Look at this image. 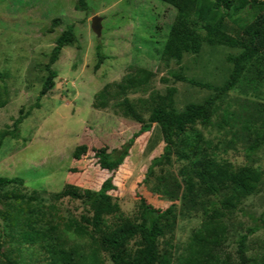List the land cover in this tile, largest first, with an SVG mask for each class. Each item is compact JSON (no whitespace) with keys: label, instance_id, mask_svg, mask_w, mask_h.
Listing matches in <instances>:
<instances>
[{"label":"rangeland","instance_id":"obj_1","mask_svg":"<svg viewBox=\"0 0 264 264\" xmlns=\"http://www.w3.org/2000/svg\"><path fill=\"white\" fill-rule=\"evenodd\" d=\"M85 1L83 6L79 0H0V175L24 180V187L0 189L4 254L0 264H68L65 254H71L74 262L90 253L97 246L94 238L77 230V225L90 231L92 211L81 200L56 199L54 194L68 184L98 190L112 172L98 165L94 149L121 147L158 105L182 111L190 103L204 102L215 94L213 90L176 76L223 85L233 69L227 57L242 51L239 46L209 44L204 39L198 53H185L180 60L168 58L163 49L177 14L175 7L161 0ZM248 7L225 20L228 33L235 35L264 12V7ZM95 15L103 17L100 37L92 30ZM192 19L204 37L206 31L196 15ZM69 26L72 41L53 64L58 72L55 85L40 98V107H34L52 51ZM99 45L105 59L97 67ZM29 110L20 124V137H2ZM244 121L252 129L264 123V52L245 65L236 87L217 102L211 123L195 124L203 140L197 158L263 172L258 191L225 218L224 248L234 264L239 263L238 239L264 212V145L248 152L251 139ZM165 144L157 123L136 140L114 173L117 188L110 193L115 209L106 218L111 228L127 219L139 222V194L157 208L176 204V223L159 239V247L171 264H177L204 216L199 208L182 209L184 179L195 165L192 160H179L174 147L143 181ZM79 145L88 149L76 160L73 153ZM15 195L23 201L11 207ZM22 230H31L36 239L25 243ZM135 246L132 241L130 248ZM246 256L247 264H264V228L249 236ZM98 258L99 264H113L102 249Z\"/></svg>","mask_w":264,"mask_h":264},{"label":"trees","instance_id":"obj_2","mask_svg":"<svg viewBox=\"0 0 264 264\" xmlns=\"http://www.w3.org/2000/svg\"><path fill=\"white\" fill-rule=\"evenodd\" d=\"M161 1L177 9L175 20L163 49L166 57L180 60L185 53H198L204 39L209 44L239 46L242 51L227 57V60L233 64V69L223 85L216 86L191 80L181 75L176 76L178 79L213 90L215 94L204 102L190 103L182 111L163 104L158 105L152 110L148 121L143 122L140 129L121 147L110 150L107 146H102L94 149L98 165L102 169L112 172L98 190H81L68 184L65 189L54 194L56 199L69 197L81 200L92 211L91 230L88 231L79 224L77 230L83 234L91 235L94 238L93 243L97 246L78 261L73 262L72 255L65 254L68 264H99V249L109 253L113 264H171L170 256L160 250L159 239L176 223V204H171L165 209L157 208L139 194L142 209L139 222L127 219L111 228L106 218V215L115 209L110 193L117 188L114 182V173L129 156L136 140L150 132L155 123L161 126L166 144L163 153L152 159L143 181H146L154 172L156 165L167 155L170 147H174V153L179 160H192L195 165L187 178L184 179L182 209L192 211L199 208L202 209L204 216L202 227L195 231L187 246L186 254L177 264H234L231 255L224 248L228 232L225 218L238 209L243 199L258 191L263 181V172L252 166L245 165L235 168L227 162L197 158L201 153L203 140L201 134L196 130L195 124L197 122L205 125L211 123L217 102L236 87L245 65L258 53L264 52V12H258L254 21L238 30L235 35L225 30L227 18L234 17L248 6L250 9H261L264 7V0ZM79 3L85 6L86 1L79 0ZM193 15H196L197 22H200L202 29L206 31L204 37L194 25ZM72 35L73 27L69 26L58 38L47 66V77L34 107L39 108L40 98L48 95L54 87L58 72L53 64L58 61L63 47L71 43ZM98 58L97 67L105 59V55L101 52V45L98 46ZM30 113L31 110L21 114L15 120L13 128L4 131L2 137L19 138L20 124ZM244 122L243 128L250 132L251 143L248 146V152L252 154L264 145V123L260 126H253L252 129L246 121ZM87 149L86 145L77 146L73 157L79 160L87 152ZM10 186L24 187L23 178L0 175V189ZM15 198V202H10L11 207L23 201L19 195H15ZM254 221L255 224L248 227L247 233L238 239V264H247V241L250 235L264 228V212ZM94 233L98 235L96 236ZM20 238L25 243H30L36 239V235L31 230H22ZM132 241H135L134 249L130 248ZM0 255L4 256L1 252V239Z\"/></svg>","mask_w":264,"mask_h":264},{"label":"water","instance_id":"obj_3","mask_svg":"<svg viewBox=\"0 0 264 264\" xmlns=\"http://www.w3.org/2000/svg\"><path fill=\"white\" fill-rule=\"evenodd\" d=\"M102 21H103V17L102 16H99V15H95L92 18V30L99 37L102 35V28H103Z\"/></svg>","mask_w":264,"mask_h":264}]
</instances>
